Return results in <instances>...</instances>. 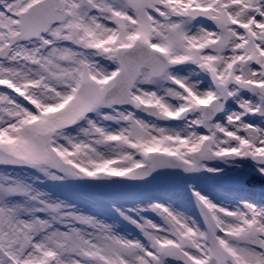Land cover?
I'll list each match as a JSON object with an SVG mask.
<instances>
[{"label":"snow or ice","instance_id":"snow-or-ice-1","mask_svg":"<svg viewBox=\"0 0 264 264\" xmlns=\"http://www.w3.org/2000/svg\"><path fill=\"white\" fill-rule=\"evenodd\" d=\"M0 264H264V0H0Z\"/></svg>","mask_w":264,"mask_h":264},{"label":"rangeland","instance_id":"rangeland-1","mask_svg":"<svg viewBox=\"0 0 264 264\" xmlns=\"http://www.w3.org/2000/svg\"><path fill=\"white\" fill-rule=\"evenodd\" d=\"M256 192H257V199H259V190H256ZM218 194L221 196V198H223V196L227 194V191L225 189H221ZM181 203L184 204L185 207H189V208L191 207L186 199L182 198ZM124 229L125 231H131V226L125 225Z\"/></svg>","mask_w":264,"mask_h":264},{"label":"water","instance_id":"water-1","mask_svg":"<svg viewBox=\"0 0 264 264\" xmlns=\"http://www.w3.org/2000/svg\"><path fill=\"white\" fill-rule=\"evenodd\" d=\"M162 183H170V182H168V181H164V182H162ZM256 189H259V186H258V185H257Z\"/></svg>","mask_w":264,"mask_h":264}]
</instances>
